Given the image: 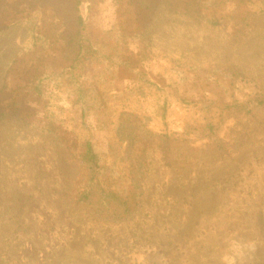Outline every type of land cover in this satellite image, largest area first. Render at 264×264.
<instances>
[{
	"label": "rangeland",
	"instance_id": "1",
	"mask_svg": "<svg viewBox=\"0 0 264 264\" xmlns=\"http://www.w3.org/2000/svg\"><path fill=\"white\" fill-rule=\"evenodd\" d=\"M149 6L0 0V264H264V104L253 115L224 112L205 134L192 106L264 101V13L212 28L174 7ZM78 13L91 38H135L113 58L115 90L153 83L144 96L148 127L171 136L166 145L141 146L135 162L124 148L110 155L119 141L88 117L93 150L108 157L105 164L115 172L139 167L141 208L124 222L78 204L87 167L43 130L49 102L81 122L80 106L52 81L70 78L62 34H73ZM143 45L150 56L141 59ZM37 77L46 98L34 93Z\"/></svg>",
	"mask_w": 264,
	"mask_h": 264
},
{
	"label": "trees",
	"instance_id": "2",
	"mask_svg": "<svg viewBox=\"0 0 264 264\" xmlns=\"http://www.w3.org/2000/svg\"><path fill=\"white\" fill-rule=\"evenodd\" d=\"M148 1L152 10L160 6L174 7L180 14L202 21L212 28L229 21L237 24L247 23L264 13V0ZM76 20L73 34H62L66 48L64 57H67L71 63L70 78L66 80L64 75L60 74L52 81L55 90L68 94L73 104L80 106L81 122H77L73 112L49 102L45 106L46 124L43 130L54 134L70 156L87 167V181L77 193L78 204L95 207L106 220L124 222L133 218L141 208L143 190L139 167L127 163L115 172L113 166L105 164L104 160L108 157L98 155L93 150L91 131L86 125L88 117L93 114L97 119L98 127L109 129L115 140L119 141L120 144H114V141L111 143L110 155L114 154L112 152L114 146L118 150L124 148L123 154L126 158L135 162L136 157L131 158V156H136L141 146H148L156 140H162L166 145L171 136L156 134L148 127L152 116L144 106V96L145 93L147 96L151 93L153 83L146 81L137 89L119 93L115 90L117 75L113 58L121 56V48L128 46L130 40L135 38L126 34H112V32L97 34L102 36L100 39L91 38V35L83 34L80 29L84 23L79 13ZM148 56L150 54L143 45L140 49V58ZM35 81L39 82L35 83L34 93L39 98H46L44 79L37 77ZM48 93L49 96H54L51 92ZM263 104L261 98H249L246 102L233 103L223 108L214 105L200 107L199 104L192 106L199 107L198 111L202 114V118L197 130L205 134L212 133L216 129L218 122L215 120H221L224 112L253 115L255 109ZM160 109L164 117L168 110L166 101ZM59 112L65 117L60 118ZM5 117L6 111L1 108L0 121ZM260 222L264 223L263 217L260 218Z\"/></svg>",
	"mask_w": 264,
	"mask_h": 264
}]
</instances>
